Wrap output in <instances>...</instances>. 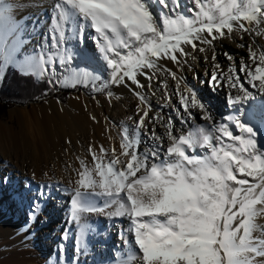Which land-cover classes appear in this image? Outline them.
<instances>
[{"label": "snow or ice", "instance_id": "snow-or-ice-1", "mask_svg": "<svg viewBox=\"0 0 264 264\" xmlns=\"http://www.w3.org/2000/svg\"><path fill=\"white\" fill-rule=\"evenodd\" d=\"M189 2L195 6L189 9L192 18L179 12L180 0H57L44 42L30 53L26 50L29 41L23 37L25 26L13 15L14 6L0 0V73L12 67L24 76L54 77L77 58L67 42L79 39L82 43L90 25L97 59L105 70L93 74L72 68L73 86L91 82L96 92L113 85L127 87L145 105L146 96L136 91L144 88L139 76L149 81V87L157 71L179 79L176 72L161 69L159 59L181 65V58L191 55L184 46L193 50L198 43L212 46L234 29L253 34V40L264 36V0H215L211 7L203 0ZM154 4L160 6L159 19ZM248 48L251 63L242 59L239 73L235 65L224 73L217 64L200 81L213 94L227 86L228 114L219 120L198 91L188 86L187 94H180V108H173L175 121L186 125L196 118L192 111L196 110L203 113L199 118L206 126L174 135V120L169 115L163 125L165 145L155 125L148 128L149 122L163 121V117L158 113L149 120L151 105H147L137 109L142 115L131 128L123 127L119 155L113 149L105 159L103 146L100 155L90 147L94 167H84L75 186L63 188L69 195V222L77 224L81 234L89 227L81 222L85 214L127 217L134 247L123 264H264V224L258 223L264 218V146L258 142L264 136V51L257 55L252 45ZM216 55L213 52V60ZM224 56L233 59L230 53ZM48 83L58 86L55 79ZM113 95L107 91L108 97ZM142 142L148 144L143 150ZM2 179L7 182V177ZM52 187L56 186L38 185L29 220L38 219L40 202ZM67 238L65 230L62 239ZM124 244L127 247L129 241ZM76 252L87 255L86 243Z\"/></svg>", "mask_w": 264, "mask_h": 264}, {"label": "rangeland", "instance_id": "rangeland-1", "mask_svg": "<svg viewBox=\"0 0 264 264\" xmlns=\"http://www.w3.org/2000/svg\"><path fill=\"white\" fill-rule=\"evenodd\" d=\"M15 1L16 0H6L7 3ZM207 1L208 0H203V3L206 4ZM35 2L36 4H41L42 2V5L40 7L38 6V8L34 5L27 14L21 17V19H18V21L25 26L26 30L23 33V37L26 41H29L26 50L30 53H34L37 46L44 42V37L51 28L52 8L57 0H35ZM43 2L46 3L45 7L43 6ZM180 2L182 7L179 9V12L183 13L186 18H192L193 13L189 12V9L194 8L195 6L191 4L189 0H180ZM30 3H32V1H30ZM153 11L159 19L160 6L158 4L153 5ZM178 14L179 13H177V15ZM173 18H175V16H173ZM93 35L94 33L89 25L84 31L82 43L79 39H72L67 42L66 47L70 48L71 51L77 55V58L70 66H66L62 72L58 71L54 77H45L47 82L49 79H55L58 86H53L48 83V88L44 89L40 95H37L34 98H19L11 100L9 104H6L5 106L0 104V119L4 122L10 121L17 125L18 115L25 113L31 114V112L33 115V112H40L39 114H41L44 107L55 99L61 102H68L72 96L84 94L88 99L98 101L99 99L108 97L107 91H111L114 94L117 93L115 85L110 86L105 92H96L91 82L86 85L81 83L73 86L72 80L70 79L72 68H75L76 70L84 69L93 74H96L97 70L101 72L105 70L103 62L97 59L99 54L97 51V45L93 43ZM224 40L225 42L221 48L211 46L210 50H213L217 55L215 60L212 59L213 55L210 59L214 63H218L220 68H222L221 70H224L223 72L225 73H229L230 65H235V72L239 73L240 61L242 59L246 64L251 63L248 48L250 40L244 41L242 34L238 33L235 29L230 35L226 34ZM234 43L240 45V47L238 48ZM241 45H244V47H241ZM44 47L47 49L48 45L45 44ZM252 47L257 51V55L264 51V47L260 41L253 40ZM206 49L208 50L209 46L206 47ZM225 52L232 55V61L225 58ZM199 58H192V61L195 60L200 68L193 67L194 69L187 71L184 76L179 74L180 77L178 76V78L180 80L179 85L181 86V90L178 91L175 88L176 95H173L175 97L174 99L171 98V96H168L170 97L169 99L166 94L163 93L166 86L165 81H162L163 83L161 82V87L163 89L158 87L159 99L155 98L154 102L148 103V105H151L150 117L156 116L155 111H157V113L164 117L166 121L169 115H171L175 121V112L173 111V108H180V94H187L185 90L188 86H192L198 91V95L204 99L205 103L209 104L212 112H214L212 110L213 105H220L223 109L225 108V95L228 91L227 86L225 85V87L216 94H213L206 84L201 87L200 81L208 78L213 70L208 68V66L204 68L201 61L199 63ZM4 73H0V84L4 81ZM35 78L38 81L42 80L41 78ZM175 81H172L174 86L177 85ZM241 82H243V77ZM96 86H99V82H96ZM245 87L252 90L247 84H245ZM14 93L17 94L16 92ZM153 94L156 93L153 91ZM19 96L22 97L21 95H18L17 97ZM120 103L121 101H116V104ZM165 104L167 107L161 109L160 106ZM13 110L17 111V113L14 112L11 115V111ZM192 111L196 118L194 120H189L186 125L180 124V127L182 128L176 129L175 135L194 131L196 127L201 125L206 126L205 121H202L199 118L203 113H197L196 110ZM219 111L222 116V111ZM137 120L138 118L134 119L132 124ZM151 123H148L149 130L153 127L151 126ZM156 127L157 125H155L157 132ZM161 127H163V124H161ZM163 130L164 133H166V129L163 128ZM158 134L163 136V133L161 132ZM144 138L145 137L142 135V141L145 140ZM90 139V137L84 139V145L85 141H90ZM88 141L86 143H88ZM91 141L89 142L90 144ZM67 142L69 143V140H67ZM88 147L86 153L90 152V145ZM146 147H148L147 143L142 142L140 144L141 150ZM5 161V159L0 158V264H74L77 259H79V264H114L115 262H118L117 264H123V262H120L117 258L121 249H118V253L115 251L108 252L109 248L99 246L101 243L100 241L93 242V235L97 232L95 229H100L101 226L98 225L95 227L96 223L95 220H93L95 217H91V214H88V216L90 215L87 218L89 221V227L84 234H81L79 227L77 225L75 226V223L73 224L69 222V195L63 192L65 184L63 180L58 179L60 176L59 174L56 173L51 180H43L42 178L35 180L33 177H30L31 175L17 176L11 174L13 171L8 169V165H6ZM75 162L76 159L74 158L71 162L68 161L63 169L64 176H66V174H68V176L74 175V170L78 166ZM4 177H7V182H3L2 178ZM60 178L62 177L60 176ZM41 183L55 185L56 187L49 189L50 195L40 202L41 211L38 219L29 220V206L39 190L38 185ZM100 218V221L102 222L101 227H105V232L110 234V237H106L105 240L112 242V245L114 246L121 245L119 242V236L121 235L120 228L117 227L116 232H110L109 226H104L107 222L105 221V218ZM126 222H129L127 218ZM122 227V232H125V226L123 225ZM8 228H11L13 231L17 230V228L21 230V233H17L18 239H15L16 242L14 241V238L10 237L11 235L6 232V229ZM25 229H27V231ZM65 230H68V238L63 240L62 236ZM33 233H35V235H33ZM129 238L132 239L131 233ZM29 240H32L33 246H29ZM100 240L104 241V237L102 236ZM82 243H86L87 245V255H80L76 252V248ZM61 245L64 246L63 254L60 253ZM126 251H129V249L126 248L121 255L123 261L127 258ZM134 264H139V262L136 261Z\"/></svg>", "mask_w": 264, "mask_h": 264}, {"label": "bare ground", "instance_id": "bare-ground-1", "mask_svg": "<svg viewBox=\"0 0 264 264\" xmlns=\"http://www.w3.org/2000/svg\"><path fill=\"white\" fill-rule=\"evenodd\" d=\"M30 1H32V3H30ZM9 3L14 6L13 15L17 18V20L21 19V17L27 14L34 5L36 8L42 5V2L41 4H36L35 0H16L15 2ZM214 3L215 0H208L205 5L211 7ZM43 6L45 7L46 3L43 2ZM262 27H264V25H262ZM237 32L242 34L244 41L250 40L249 45H252L253 34L244 33L242 31ZM225 36L218 40H215L212 46L221 48V46L225 42ZM249 37L252 39H250ZM256 40L260 41V43L264 47V36L256 37L255 41ZM235 46H237L238 48L240 47V45L238 44H235ZM184 47L186 52L191 53V55L181 58V65H176L173 61L167 58H161L157 61L160 68L163 69L166 67L167 69L176 72L177 77H180L179 74L184 76L187 71L194 69L193 67L200 68L198 64H196L195 60L192 61V58L194 56L195 59H198L199 57L201 58H199V63L201 61V64H203L204 68L208 66V68L212 69L213 71L215 70V66L218 63H214L210 59L214 52L213 50H210L211 46H209L208 50L206 49V47H208L207 45L199 43L196 50H193L190 46ZM200 47H204L206 51L200 52ZM205 57H208L207 60L205 59ZM185 60L186 63L184 62ZM253 67H255L254 64ZM146 71L151 72V70ZM221 71L223 72L224 70ZM138 78L144 85V88H137L136 91L142 92L146 96L145 105L141 104L139 98L133 95L129 88L116 86L115 88L117 93H115L112 97H106L104 99H99L98 101L90 100L84 94L74 95L68 100V102H61L55 99L44 107L41 114H39L40 112H33V115L31 112V114L25 113L22 115H18L17 125L11 123L10 121L4 122L0 119V158L6 160L5 163L6 165H8V169L13 171V173H11L13 175H31L30 177H33V179L35 180H38L40 178H42L43 180H51L57 173L62 177L60 178L59 176L58 179L63 180L65 186L71 189V187L75 186L74 182L79 179L78 174L84 169V167H94L95 162L92 159V152H95L96 155H100V148L101 146H103L107 150L105 159L110 158L113 149L116 150L117 155L120 154L121 133L123 127L129 126L131 128L134 119H139V115H142V113L137 114V109L139 107L147 106L148 103L154 102L155 98L159 99L158 87H161L162 81H165L166 88L164 89L163 93L166 94L167 97L171 96V98L174 99L175 97L173 95H176L175 88L178 91L181 90V86L179 85L180 80H174L177 84L174 86L172 84L173 80L171 78V75L166 71H157L153 80L151 81L150 87L149 81L147 79H145L143 76H139ZM153 91L156 94H153ZM116 101H121V103L116 104ZM212 108V110L214 111L213 115L217 120H219L221 117V112L219 110L222 111L225 108L223 109V107L220 105H213ZM14 112L17 113V111L13 110L11 111V115ZM155 113V115L158 114L157 111H155ZM150 118L151 117L149 112V120ZM166 122L167 121L164 119V117L163 121H155L152 123L149 122L151 123V126L157 125L156 128L158 133H163L165 145L168 143V141L167 136L165 135L163 130L164 126L161 127V124L164 125V123ZM205 125H207L206 121ZM178 128H182L180 127V123L174 121V135L176 134L175 130ZM233 131L234 134H238V132H236L235 130ZM158 133L157 135H160ZM89 137L91 138L90 141L92 140L91 144L89 143L90 141L87 140L88 143H86L87 141H85L84 145V139ZM67 140H69L68 144ZM258 142L262 146H264V136H261ZM86 144L90 145L92 149L91 153H86V151H88L87 147L89 146H87ZM197 154H200L199 149L197 150ZM73 158L76 159L75 164L78 165L74 170L75 173L73 176H68V174L64 176L63 169L68 161L71 162ZM121 158L126 159L124 157ZM81 161L84 162L83 165L81 164ZM89 216L88 214H85L81 222L88 225L89 221L87 220V218ZM91 217H95V219L93 218L96 223L95 227L98 225L102 226L100 217L105 218V221L107 222L104 226H109L110 232H116V228L119 227L122 233V226H125L124 228L126 230L125 232L123 231V238L121 237V235L119 236V242L121 243V245L119 246H114L112 245V242L105 240L106 237H110V234L105 232V227L100 226V229H95L97 230V232H95V234L93 235V242L100 241L101 243L99 244V246L109 248L108 252L115 251L118 253V249H121L117 258L120 262H124L121 256L124 250L126 248L130 250V248L134 247L131 244L132 239L129 238L130 233L127 231L129 228V222H126L127 217L113 218V220L108 219L103 214H91ZM258 223L264 224V218H260L258 220ZM76 225L77 224H75V226ZM6 232H8L11 235L10 237H13L15 241V239H18L17 233H21V230L17 228V230L13 231L11 228H8L6 229ZM33 235H35V233H33ZM102 236L104 237V241L100 240ZM124 240L129 241V245L127 247L124 244ZM28 243L29 246H33L32 240H29ZM128 253L129 251H126V255ZM115 263L117 264L118 262Z\"/></svg>", "mask_w": 264, "mask_h": 264}, {"label": "trees", "instance_id": "trees-1", "mask_svg": "<svg viewBox=\"0 0 264 264\" xmlns=\"http://www.w3.org/2000/svg\"><path fill=\"white\" fill-rule=\"evenodd\" d=\"M48 86L49 84L45 78L38 81L34 76H24L15 68L9 67L5 70L4 81L0 84V104L5 106L11 100L34 98L40 95ZM18 95L22 97H17Z\"/></svg>", "mask_w": 264, "mask_h": 264}]
</instances>
